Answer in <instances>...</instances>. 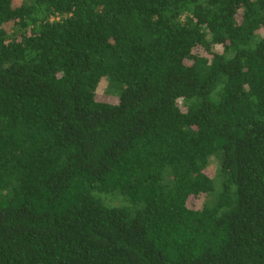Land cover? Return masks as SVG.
<instances>
[{"label": "trees", "instance_id": "obj_1", "mask_svg": "<svg viewBox=\"0 0 264 264\" xmlns=\"http://www.w3.org/2000/svg\"><path fill=\"white\" fill-rule=\"evenodd\" d=\"M0 264H264V0H0Z\"/></svg>", "mask_w": 264, "mask_h": 264}, {"label": "rangeland", "instance_id": "obj_2", "mask_svg": "<svg viewBox=\"0 0 264 264\" xmlns=\"http://www.w3.org/2000/svg\"><path fill=\"white\" fill-rule=\"evenodd\" d=\"M111 92L107 91V82L102 81L99 84V87L96 92V99L99 102H106L111 104H116L118 102V97L116 94H110ZM219 165L217 161L214 159L211 161L209 167L205 170V174L211 178L217 176ZM212 196L208 197H192L188 200V207L191 209H198L202 207L204 204L210 203Z\"/></svg>", "mask_w": 264, "mask_h": 264}]
</instances>
